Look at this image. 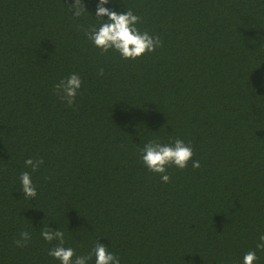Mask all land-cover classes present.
Instances as JSON below:
<instances>
[{"label":"trees","instance_id":"1","mask_svg":"<svg viewBox=\"0 0 264 264\" xmlns=\"http://www.w3.org/2000/svg\"><path fill=\"white\" fill-rule=\"evenodd\" d=\"M82 2L74 17L73 0H0V264H60L46 225L76 256L99 241L120 264H243L249 250L264 264V0H109L161 39L135 60L88 39L104 21ZM73 73L68 106L54 85ZM176 138L193 157L165 183L141 150Z\"/></svg>","mask_w":264,"mask_h":264},{"label":"clouds","instance_id":"2","mask_svg":"<svg viewBox=\"0 0 264 264\" xmlns=\"http://www.w3.org/2000/svg\"><path fill=\"white\" fill-rule=\"evenodd\" d=\"M109 0H99L96 8L95 17L104 22L97 28L90 26L86 32L89 40L103 53L110 49L117 51L125 60H135L147 52H153L161 46V39L158 35H151L148 31L141 32L137 25L141 18L134 14L131 8L126 11L118 12L105 7ZM70 6L74 17H81L88 11L82 0H73ZM107 19H103V17ZM104 69L100 68L99 74L103 75ZM81 78L73 73L66 79H61L54 85V91L59 98L68 106L76 103V97L81 88ZM193 157V149L184 140L176 138L171 144H162L158 140L146 143L141 150V160L151 172L161 174V180L165 183L170 181V176L166 174L167 167L172 165L179 169H185L188 162ZM43 163L42 159L31 157L25 160V164L36 171ZM193 168L201 167L198 160L192 161ZM21 190L25 198H35L37 190L32 182L29 172H22L20 175ZM41 236L48 242L58 240L59 244L49 250V255L60 261V264H87V261L95 256V264H120V260L113 253H110L105 244L99 241L95 244L92 252L86 256H76L71 247H65L64 232L60 229L43 227ZM31 239L28 231H22L19 239L15 241L17 247H24ZM256 248L264 250V234L259 236ZM75 257V258H74ZM74 258V259H73ZM258 259L255 250H249L243 256V264H254Z\"/></svg>","mask_w":264,"mask_h":264}]
</instances>
